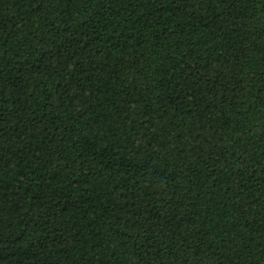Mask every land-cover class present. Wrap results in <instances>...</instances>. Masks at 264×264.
<instances>
[{"label":"trees","instance_id":"16d2710c","mask_svg":"<svg viewBox=\"0 0 264 264\" xmlns=\"http://www.w3.org/2000/svg\"><path fill=\"white\" fill-rule=\"evenodd\" d=\"M0 264H264V0H0Z\"/></svg>","mask_w":264,"mask_h":264}]
</instances>
